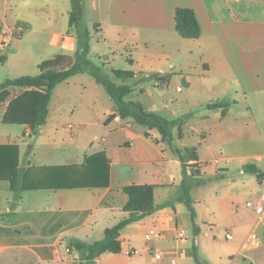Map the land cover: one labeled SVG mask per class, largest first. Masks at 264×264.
<instances>
[{
  "label": "crops",
  "instance_id": "0c3cea01",
  "mask_svg": "<svg viewBox=\"0 0 264 264\" xmlns=\"http://www.w3.org/2000/svg\"><path fill=\"white\" fill-rule=\"evenodd\" d=\"M83 2L90 60L147 105L125 102L183 123L173 127L171 147L157 129L123 118L93 76L78 74L56 86L45 124L33 131L3 122L28 90L11 88L0 102V145L18 147L27 189L13 191L0 179V264L83 262L86 251L72 243L101 241L125 220L124 189L134 185L153 186L158 209L121 231L120 253L95 264H264V218L255 213L264 192V0ZM178 9L195 13L198 39L179 35ZM72 10L71 0H0V30L13 34L10 47H0V84L36 77L58 55H77ZM215 104L226 113L208 108ZM174 149L186 158V176ZM87 160L108 162L96 166L107 168L108 186L92 185ZM152 229L163 237L149 240ZM252 231L258 242L246 245Z\"/></svg>",
  "mask_w": 264,
  "mask_h": 264
},
{
  "label": "trees",
  "instance_id": "16d2710c",
  "mask_svg": "<svg viewBox=\"0 0 264 264\" xmlns=\"http://www.w3.org/2000/svg\"><path fill=\"white\" fill-rule=\"evenodd\" d=\"M72 13L70 18V27L78 32V52L75 57L67 55H58L52 59L46 60L39 65V75L36 77H21L15 80H8L0 84V102L4 101L10 95L8 92L11 88L28 89L21 95L13 99L3 118L4 123L28 124L33 131L43 126L49 113V103L56 86L69 78L78 74H90L95 78L97 83L102 85L110 97L117 103L118 112L123 118H132L135 121L146 124L159 131L162 140L173 147L172 129L175 126H181L183 119L171 122L166 118L156 114L147 112L138 103L125 102L133 89L129 86H117L106 75H103V66H96L89 58L90 32L83 28L84 20V2L83 0H71ZM176 30L179 35L185 39H198L202 30L196 18L195 13L190 9H178L176 11ZM4 62V58H0V63ZM117 76H129L130 74L113 71ZM224 107L226 113L227 106L209 105V109ZM175 154L183 162V173L186 176L185 161L186 158L179 149H174ZM189 158H196L189 149L185 150ZM93 164L95 170L92 171V185L97 187L108 186V162L105 160L91 161L87 163ZM104 162V163H103ZM105 164V169L97 168L98 164ZM90 164V165H91ZM97 170V171H96ZM246 171L257 174L254 166H247ZM262 177L258 174V178ZM0 179H7L11 182L13 191H21L27 189L21 185L23 174L19 169V149L17 146L0 145ZM129 196V201L124 210L129 216L112 228H108L105 232V238L93 244H87L80 241H74L72 246L77 251H86L87 255L83 262L78 264H95L98 257L105 253H120L121 231L130 224L141 221L142 219L154 214L158 207L154 200L153 186H129L124 189ZM185 192L187 199L185 201L191 210L192 218H195V212L192 208V202L189 198V192Z\"/></svg>",
  "mask_w": 264,
  "mask_h": 264
},
{
  "label": "built area",
  "instance_id": "2783aa9c",
  "mask_svg": "<svg viewBox=\"0 0 264 264\" xmlns=\"http://www.w3.org/2000/svg\"><path fill=\"white\" fill-rule=\"evenodd\" d=\"M13 37V34L8 29H2L0 30V47L2 49H7L10 47L11 39ZM255 213L257 216L258 222H262L264 218V192L262 193L259 202L255 206ZM163 237V233L157 229H152L147 233V238L149 240L155 239L159 240ZM227 239H233V236L231 234H227ZM258 242V235L255 231H252L246 238L245 244L248 245L250 243H257ZM137 253V252H134ZM156 260H161L162 255L160 253L153 254Z\"/></svg>",
  "mask_w": 264,
  "mask_h": 264
},
{
  "label": "rangeland",
  "instance_id": "374dc122",
  "mask_svg": "<svg viewBox=\"0 0 264 264\" xmlns=\"http://www.w3.org/2000/svg\"><path fill=\"white\" fill-rule=\"evenodd\" d=\"M98 66H101V65H98ZM102 74L103 75H106L107 77H108V79H110L111 81H113L114 83H116V84H118L119 85V83L116 81V79L114 78V77H112V75H110L109 74V72L107 71V70H104L103 72H102ZM10 90V89H9ZM8 90V92H10ZM7 99V98H6ZM134 101V102H143V103H145V106L147 105L146 103H147V100H146V98L145 97H142L141 95H132V96H130V97H128L127 99H126V101Z\"/></svg>",
  "mask_w": 264,
  "mask_h": 264
}]
</instances>
